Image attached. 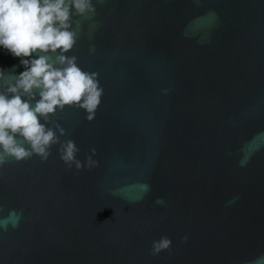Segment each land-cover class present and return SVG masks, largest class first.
<instances>
[{
  "label": "water",
  "instance_id": "95a60500",
  "mask_svg": "<svg viewBox=\"0 0 264 264\" xmlns=\"http://www.w3.org/2000/svg\"><path fill=\"white\" fill-rule=\"evenodd\" d=\"M93 2L69 55L102 102L48 126L98 165L0 168V264H264V0Z\"/></svg>",
  "mask_w": 264,
  "mask_h": 264
},
{
  "label": "clouds",
  "instance_id": "9594fccd",
  "mask_svg": "<svg viewBox=\"0 0 264 264\" xmlns=\"http://www.w3.org/2000/svg\"><path fill=\"white\" fill-rule=\"evenodd\" d=\"M95 13L93 0H0V50L19 58V65L0 67V168L9 159L20 162L33 155L47 161L53 144H59V158L70 169L98 165L92 158L95 148L81 161L76 143L61 141L65 130L59 124L48 126L58 110L73 106L92 121L102 102L99 74L85 71L77 57L69 55L79 36L74 18ZM17 67L23 71L17 72ZM7 224L0 221V228L6 229ZM11 226L17 227V221L12 220ZM188 239V235L181 238L182 242ZM172 243L170 237L161 236L151 242L150 254L168 251Z\"/></svg>",
  "mask_w": 264,
  "mask_h": 264
}]
</instances>
